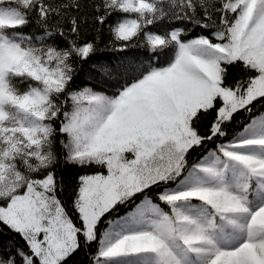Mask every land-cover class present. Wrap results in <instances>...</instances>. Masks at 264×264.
Returning a JSON list of instances; mask_svg holds the SVG:
<instances>
[{
	"label": "snow or ice",
	"instance_id": "1",
	"mask_svg": "<svg viewBox=\"0 0 264 264\" xmlns=\"http://www.w3.org/2000/svg\"><path fill=\"white\" fill-rule=\"evenodd\" d=\"M8 234L0 264H264V0H0Z\"/></svg>",
	"mask_w": 264,
	"mask_h": 264
},
{
	"label": "trees",
	"instance_id": "2",
	"mask_svg": "<svg viewBox=\"0 0 264 264\" xmlns=\"http://www.w3.org/2000/svg\"><path fill=\"white\" fill-rule=\"evenodd\" d=\"M102 55H113V54L104 53ZM84 83H87V80L82 74L81 77L77 79V84H84ZM63 175H64L65 182L67 183L70 177H73L75 175V171L74 170L65 171ZM10 239H15L18 241V237L14 238L12 237L11 234H8L0 238V243H7V241ZM84 260H85L84 255L80 254L74 258L73 264H84Z\"/></svg>",
	"mask_w": 264,
	"mask_h": 264
}]
</instances>
